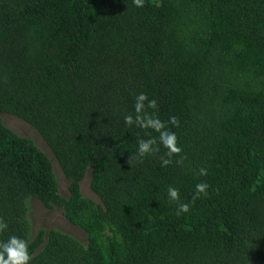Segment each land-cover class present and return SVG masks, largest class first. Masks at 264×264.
I'll return each instance as SVG.
<instances>
[{
	"label": "trees",
	"instance_id": "16d2710c",
	"mask_svg": "<svg viewBox=\"0 0 264 264\" xmlns=\"http://www.w3.org/2000/svg\"><path fill=\"white\" fill-rule=\"evenodd\" d=\"M140 92L180 122L167 167L159 145L136 157L158 134L124 124ZM3 115L39 133L68 197ZM88 173L99 202L82 192ZM32 200L86 242L34 234ZM0 218V240L24 238L30 264H264V0H0Z\"/></svg>",
	"mask_w": 264,
	"mask_h": 264
},
{
	"label": "clouds",
	"instance_id": "9594fccd",
	"mask_svg": "<svg viewBox=\"0 0 264 264\" xmlns=\"http://www.w3.org/2000/svg\"><path fill=\"white\" fill-rule=\"evenodd\" d=\"M136 8L144 7L145 0H132ZM151 109L152 111H148ZM157 101L149 99L144 92H140L135 97L133 111L123 117L124 124L128 127H138L142 130H151L157 133V136H151L145 133L147 139H138L136 147V157L143 159L160 150V147L166 149L164 156L160 159L161 167H167L172 161L173 155L179 156L181 148L177 142L176 133L168 130V125L179 127V120L175 116H170L167 122L161 120L156 114ZM158 145L160 147H158ZM167 157V158H165ZM180 163V160H177ZM200 176H206L207 171L204 168L199 169ZM208 185L206 183H197L195 185L196 194H206ZM167 196L169 201L178 202L180 199L179 189L168 186ZM189 212V204L178 203L177 215ZM8 229L7 222L0 218V233ZM31 255L28 248V242L16 235H9L7 239L0 240V264H30Z\"/></svg>",
	"mask_w": 264,
	"mask_h": 264
},
{
	"label": "rangeland",
	"instance_id": "374dc122",
	"mask_svg": "<svg viewBox=\"0 0 264 264\" xmlns=\"http://www.w3.org/2000/svg\"><path fill=\"white\" fill-rule=\"evenodd\" d=\"M4 123L7 127L11 128L17 134L22 137H28L34 140L39 148L46 152L54 166V171L57 176L61 194L65 197L69 196V181L65 178L57 160L50 152L49 148L39 135V133L24 121L9 115H3ZM82 192L85 197H88L96 202H99L98 197L90 189V173L82 182ZM31 217L34 227V234L41 228H45L49 231L52 228L59 229L66 232L82 242H86L87 234L79 227L72 225L64 216L63 209L57 207L55 209H49L37 200L31 201Z\"/></svg>",
	"mask_w": 264,
	"mask_h": 264
}]
</instances>
